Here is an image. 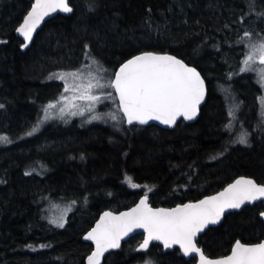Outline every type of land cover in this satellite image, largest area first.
<instances>
[{
	"label": "trees",
	"instance_id": "16d2710c",
	"mask_svg": "<svg viewBox=\"0 0 264 264\" xmlns=\"http://www.w3.org/2000/svg\"><path fill=\"white\" fill-rule=\"evenodd\" d=\"M69 3L71 16L48 20L21 52L14 32L31 4L0 0V134L13 141L0 148V264H85L92 248L82 237L99 214L126 210L145 194L151 206L171 208L218 192L236 177L264 184L260 88L252 74L238 73L244 54L238 39L244 30L264 34V17L245 15L250 0H96L94 11L90 0ZM255 11L264 12V0H255ZM137 49L169 52L201 72L207 92L195 122L163 129L121 120L117 131L53 122L23 140L41 106L62 90L50 73L80 68L86 51L115 70ZM231 102L239 109L226 130ZM240 129L250 134L248 145L232 142ZM38 162L43 176L28 169ZM72 199L77 203L64 227L53 228L43 207ZM263 210L257 203L225 216L198 246L216 258L227 255L235 239L262 240ZM141 240L130 238L102 264H195L158 245L137 253Z\"/></svg>",
	"mask_w": 264,
	"mask_h": 264
},
{
	"label": "snow or ice",
	"instance_id": "6c2138e0",
	"mask_svg": "<svg viewBox=\"0 0 264 264\" xmlns=\"http://www.w3.org/2000/svg\"><path fill=\"white\" fill-rule=\"evenodd\" d=\"M97 6L96 0H90L89 10L94 11ZM58 10L72 13L74 9L69 0H34L31 9L24 15L23 22L15 29L24 40L21 48L28 47L33 41V34L44 18ZM253 13L257 17H264V12L255 11V0H250L249 13L245 15L250 16ZM237 43L243 44L246 49L239 72H255L256 82L264 89V34L244 30ZM85 48L87 49L88 45H85ZM85 59L89 63L82 64L79 69L50 73L49 79L64 82V91L57 99L43 106V115L38 117L37 122L24 136H33L44 123L57 118L52 111L54 109H58V118L65 123L68 122V117L84 116L85 112H88L87 123H106L110 119L118 130L121 120L126 121L128 125H146L154 120L172 127L177 124L178 118L182 117L186 121L195 119L199 106L205 99V78L201 72L197 67L169 52L137 49L135 53L130 52L128 58L115 70L104 67L87 51ZM234 74L229 72V79ZM69 78L80 83L70 85ZM223 90L229 93V89ZM69 91L74 93L73 100L84 101L86 104L69 103L70 98L65 95ZM107 99L113 100L116 111L98 113L95 106ZM231 99L234 101L235 98ZM258 99L261 107L258 127L264 131V96ZM4 108L5 105L0 103V109ZM238 109L237 103L230 106V119L225 125L226 130L231 129ZM249 135L244 130L232 142L248 145ZM12 142L7 135L0 134V143ZM222 154L221 152L218 155ZM126 179L131 181L130 177L126 176ZM130 186L139 187L135 183H130ZM258 200L264 202V184H258L244 176L235 179L215 195L205 196L195 202L177 204L174 208H153L145 194L135 207L126 212H120L118 215L111 211L104 212L95 227L84 235V240L91 241L95 246L87 256V264H101L105 253H109L110 249H120L121 240L137 228L144 230V239L137 251L147 249L152 241H159L165 249L178 245L179 252L184 257H198V264H264V240L251 243L235 239L230 252L216 258L207 256L197 241L198 234L208 229L209 225L220 223L228 210L241 209L242 205ZM76 203L77 200L72 199L65 211H71ZM259 216L264 218V211H260ZM49 222L63 228L64 214H61L58 220ZM40 247L44 248L46 245L42 244Z\"/></svg>",
	"mask_w": 264,
	"mask_h": 264
},
{
	"label": "rangeland",
	"instance_id": "374dc122",
	"mask_svg": "<svg viewBox=\"0 0 264 264\" xmlns=\"http://www.w3.org/2000/svg\"><path fill=\"white\" fill-rule=\"evenodd\" d=\"M242 46L244 47V45L242 44ZM244 49V53H245V51H246V49H245V47L243 48ZM243 57H244V54H243ZM243 57H242V59H243ZM241 59V60H242ZM87 63H89V61L88 60H86L85 62H84V64H87ZM240 66H241V64H240ZM240 66H239V68H240ZM105 67V66H104ZM107 68V67H106ZM239 68H238V73L240 74V75H243V74H252L253 75V77H254V79H255V81H257V74L255 73V72H245V73H241V72H239ZM77 69H79V68H77ZM75 70V69H74ZM52 80H54V81H57V82H60L61 84H62V90H61V92L53 99V100H55V99H57L59 96H60V94L64 91V82L63 81H61V80H59V79H52ZM73 83H75V84H79L80 82L79 81H73L71 78H69V84L71 85V84H73ZM258 86H259V88H260V96L259 97H262V96H264V89H262L261 87H260V85L258 84ZM98 94V93H97ZM65 95L66 96H68L70 99H69V103H76V104H78V105H84V104H86V102H84V101H79V100H73L72 99V97L74 96V93L72 92V91H69V92H67V93H65ZM258 97V98H259ZM256 99V105H257V107L259 108V113H260V111H261V107H260V100L259 99ZM52 101V100H51ZM49 102V101H48ZM48 102H46V103H44L42 106H41V109H40V113H39V115L37 116V118L32 122V124H31V126L26 130V132L27 131H29L31 128H32V126L37 122V119H38V117L39 116H42L43 115V112H42V108H43V106L44 105H46V104H48ZM233 103L231 102L229 105H232ZM96 111L98 112V113H109V112H115L116 111V104L113 102V100L112 99H107V100H103V102L102 103H98L96 106ZM230 107V106H229ZM53 111V113L54 114H56L57 115V118H55V119H51V120H49L48 122H46V123H44L42 126H41V128L39 129V131L41 130V129H43L44 127H46V126H48V125H50V123H53V122H59V124H62V126H67V125H70L72 122H77L82 128H86V127H89V126H92V125H102V126H105V127H108V128H110L111 130H113V131H117L118 129L116 128V127H114V122L113 121H111L110 119H108L107 120V122L105 123V122H100V121H92L91 123H87L86 122V120H87V118H88V116H89V113L88 112H85V114H84V116H71V117H68L67 119H68V122L67 123H65L62 119H60V118H58V109H54V110H52ZM119 115V114H118ZM260 115V114H259ZM124 121V120H123ZM122 122V121H121ZM123 123V122H122ZM122 123H120V125L122 124ZM119 125V129L121 128V126ZM79 126V127H80ZM38 131V132H39ZM37 132V133H38ZM241 132H242V129H240V130H238V132H236L237 133V135H236V139L238 138V136L241 134ZM37 133H35L33 136H35ZM33 136H24L25 138L23 139V140H27V139H30L31 137H33ZM235 138H234V140H235ZM237 144H239V143H237ZM8 145H10V144H3V143H0V148L1 147H6V146H8ZM239 145H243V144H239ZM29 169V171H31L32 173H34V174H36V175H41V176H43L42 174L44 173V166L41 164V163H36L35 164V166H31V168H28ZM67 204L65 203H59V204H54V202L53 201H51V202H49L48 201V204L47 205H45L44 207H43V210H42V212L45 214V216H44V218L46 217V221L53 227V228H56V229H62V228H58V227H56L55 226V224H53V223H50L49 221L50 220H58L59 218H60V216H61V214H64V220H65V222L67 221V214L69 213V211H65L66 210V208H67ZM138 264H149V263H138Z\"/></svg>",
	"mask_w": 264,
	"mask_h": 264
},
{
	"label": "water",
	"instance_id": "95a60500",
	"mask_svg": "<svg viewBox=\"0 0 264 264\" xmlns=\"http://www.w3.org/2000/svg\"><path fill=\"white\" fill-rule=\"evenodd\" d=\"M27 1L30 2V4H32V3L34 2V0H27ZM69 1H70V0H69ZM30 9H31V5H30L29 10H30ZM29 10H28V11H29ZM72 13H73V12H72ZM72 13H64V12H61V11H59V10H58L57 12L51 13L49 16L45 17L44 20L41 22V24L37 27V30H36V32L33 34V37H35V35H36L37 32L42 28V26H43L48 20L52 19L54 16H56V15H61V16H64V17H68V16H71ZM26 14H27V13H26ZM26 14H25V15H26ZM22 22H23V19H22L21 23H22ZM14 35H15V37L18 38L22 43H24L23 37L20 36L19 33H17V32L15 31V32H14ZM33 39H34V38H33ZM31 43H32V42H30V43L28 44V47H26V48H20L21 52H25V51L30 47ZM206 92H207V91H206ZM205 99H206V95H205ZM205 99L201 102V105L199 106V110H200V108L203 106V104H204V102H205ZM117 102H118V98H117ZM198 116H199V112H198L197 117H196L195 119L191 120V121L183 120L182 117H181V118H178V120H183V121H185L186 123H193V122H195V121L197 120ZM178 120H177V121H178ZM125 123H126L127 126H145V125H139V124L128 125L126 121H125ZM146 125H156V126H159V127L163 128V129H171V128L173 127V126H172V127H169V126H167V125L161 124L159 121H154V120H153V121H149V123L146 124ZM244 177H246V176H244ZM237 178H239V177H236L235 179H237ZM246 178L252 179V178H250V177H246ZM235 179H234V180H235ZM234 180H233V181H234ZM253 180H254V179H253ZM233 181H231L230 183H232ZM255 182H256V181H255ZM230 183H228V184H230ZM256 183H257V182H256ZM228 184H227V185H228ZM258 184H260V183H258ZM227 185H226L225 187H227ZM225 187H224V188H225ZM224 188H222V189L219 190L218 192L222 191ZM216 193H217V192H215V193H213V194H211V195H215ZM211 195H207V196H211ZM142 197H143V196H142ZM204 197H205V196H204ZM204 197H202V198H200V199H203ZM140 199H141V198H140ZM140 199H139V200H138L133 206H131L130 208L135 207L136 204L139 203ZM200 199H198V200H200ZM192 202H195V201H192ZM148 203H149V199H148ZM186 203H188V202H186ZM257 203H262V204H263V208H264V202H261L260 200H258V201L254 202V203H250V204H249V203H246L245 205H242L241 209H230V210H228V211L225 213L224 217L227 216V215H229V214L235 213V212H240V211L243 210L244 208H246V207H250V206H253V205L257 204ZM149 204H150V203H149ZM150 205H151V204H150ZM151 207H153V206H151ZM130 208H128V209H126V210H123V211H120V212H126V211H128ZM153 208H165V207H153ZM171 208H174V207H171ZM106 211H110V210H104L103 212H101V213L99 214L98 218L96 219V221L94 222V224L92 225V227H91L88 231H90L93 227H95L96 222L100 219L101 215H102L104 212H106ZM263 211H264V210H263ZM111 212H113V211H111ZM120 212H113V213L118 215ZM224 217H222L220 223H218L217 225H209V226H208V229H210V228H216V227L220 226V224H221V223L223 222V220H224ZM260 219H261V220L263 221V223H264V218H261V217H260ZM208 229H206L204 232H206ZM88 231H87V232H88ZM87 232H86V233H87ZM204 232L198 234V236H197V240L199 239V237H201V236L204 234ZM86 233H85V234H86ZM85 234H84V235H85ZM137 235L142 236V240H141V242L139 243V245H140V244L143 242V239H144V230H143V229H140V228L134 229L131 233L128 234V236L124 237V238L121 240V245H122V243L126 242V241L129 240L130 238H132V237H134V236H137ZM83 237H84V236H83ZM83 237H82V240H83L85 243L89 244V245L91 246L92 250H94V247H95L94 244H93L91 241H85ZM262 240H264V235H263V239H262ZM139 245H138V247H139ZM152 245H158V246H160V247L162 248V250H163L164 253L171 252V251L174 250V249H177V250L179 251V246H178V245H175V246H173L172 248L165 249L161 242H159V241H152V242H150V245H149V247H148L147 249L139 250V251L136 250V252H137V253L144 252V251L148 250V249L150 248V246H152ZM138 247H137L136 249H138ZM92 250H91V251H92ZM118 250H119V249H110V250H109V253H105V257L101 259V264L103 263V260H104L109 254H111V253H115V252H117ZM90 254H91V252H90ZM90 254H89V255H90ZM179 254H180V256L183 257L185 260L192 259L191 256H189V257H184V256L182 255V253L179 252ZM193 255H195V254H193ZM194 260H195V264H198V257H196ZM85 264H87V257H86V259H85Z\"/></svg>",
	"mask_w": 264,
	"mask_h": 264
},
{
	"label": "flooded vegetation",
	"instance_id": "af4514ba",
	"mask_svg": "<svg viewBox=\"0 0 264 264\" xmlns=\"http://www.w3.org/2000/svg\"><path fill=\"white\" fill-rule=\"evenodd\" d=\"M151 247V246H150ZM147 251V250H146ZM146 251H144V252H146ZM163 251V250H162ZM141 253H143V252H141ZM183 258V257H182ZM190 260V259H189ZM188 261V260H187Z\"/></svg>",
	"mask_w": 264,
	"mask_h": 264
}]
</instances>
